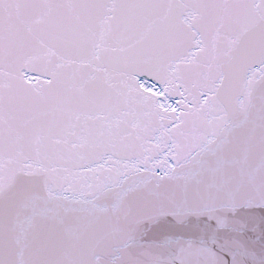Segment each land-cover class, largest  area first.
<instances>
[{"label": "snow or ice", "instance_id": "6c2138e0", "mask_svg": "<svg viewBox=\"0 0 264 264\" xmlns=\"http://www.w3.org/2000/svg\"><path fill=\"white\" fill-rule=\"evenodd\" d=\"M0 264H264V0H0Z\"/></svg>", "mask_w": 264, "mask_h": 264}]
</instances>
